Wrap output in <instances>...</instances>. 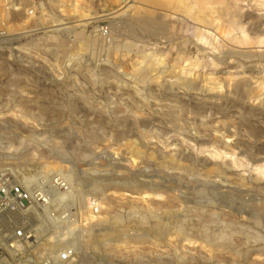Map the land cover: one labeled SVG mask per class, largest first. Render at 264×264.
<instances>
[{
    "label": "rangeland",
    "instance_id": "rangeland-1",
    "mask_svg": "<svg viewBox=\"0 0 264 264\" xmlns=\"http://www.w3.org/2000/svg\"><path fill=\"white\" fill-rule=\"evenodd\" d=\"M44 5V52L0 50V171L97 199L90 264H264V0Z\"/></svg>",
    "mask_w": 264,
    "mask_h": 264
},
{
    "label": "built area",
    "instance_id": "built-area-1",
    "mask_svg": "<svg viewBox=\"0 0 264 264\" xmlns=\"http://www.w3.org/2000/svg\"><path fill=\"white\" fill-rule=\"evenodd\" d=\"M45 1L0 0V50L34 53L35 36L45 32L36 22ZM98 31L107 34L104 26ZM65 175L62 167L24 176L0 171V264H79L81 229H96L99 206L95 197H80Z\"/></svg>",
    "mask_w": 264,
    "mask_h": 264
},
{
    "label": "bare ground",
    "instance_id": "bare-ground-1",
    "mask_svg": "<svg viewBox=\"0 0 264 264\" xmlns=\"http://www.w3.org/2000/svg\"><path fill=\"white\" fill-rule=\"evenodd\" d=\"M134 1V0H133ZM50 17H53V15L51 14L50 15ZM146 21V20H145ZM67 22H61V23H58V24H54L53 26H58V25H63V24H66ZM150 23V22H149ZM148 22H146V23H143V26L144 27H146L147 29H149V30H153V26L151 25V24H149ZM71 26H62V27H59V28H56V29H52V30H50V31H53V32H58V31H63V30H67V29H69ZM48 37V39H51L52 40V38L54 37L53 35H48L47 36ZM54 39V38H53ZM38 45V43H35L34 44V46H37ZM53 145H54V147L53 148H51V149H48V151H49V153H52V154H54V155H56V157L58 158V157H62V156H64V154L59 150V145L57 144V143H52ZM27 146H29V145H27ZM27 146H26V148H27ZM26 151H27V149H26ZM25 151V152H26ZM24 152V153H25ZM28 152H29V150H28ZM35 153V152H34ZM26 154V153H25ZM29 155V154H28ZM30 155H31V153H30ZM29 155V156H30ZM29 156H27V157H29ZM33 155H31V157H32ZM42 156V155H41ZM22 158H24V156L22 157ZM39 158H40V156H39ZM38 158V159H39ZM32 160V159H31ZM34 160V159H33ZM38 161H40V160H38ZM42 161V160H41ZM61 161H64V159L63 158H61ZM31 162H33V161H31ZM37 163V162H36ZM39 163V162H38ZM40 164V163H39ZM39 164H37V165H39ZM38 168H40L39 170H37V171H39V172H46V169H44V164H40L39 166H37ZM36 167V168H37ZM37 168V169H38ZM1 169V168H0ZM8 169V168H7ZM1 170H3V169H1ZM15 170V169H14ZM14 170H12V169H10V171L12 172V173H21V171H14ZM23 176H24V173L22 172L21 173ZM29 174V173H28ZM26 175V174H25ZM33 176L34 175H28V176H24L25 178H27V180H33ZM208 183V182H207ZM216 183V182H215ZM210 184V183H209ZM212 185H213V182L211 183ZM222 184V183H221ZM221 184H218V185H216V184H214V185H216V186H214L217 190H219L220 192H224V190L226 191L227 190V192L229 191V190H232V192H233V190H234V187H232V186H222ZM211 185V186H212ZM201 186H206V185H204V184H202ZM210 186V185H209ZM210 186V187H211ZM212 186V187H213ZM207 187V186H206ZM199 188V187H198ZM236 188V187H235ZM196 192V191H195ZM218 192V191H217ZM226 192V193H227ZM235 192V191H234ZM83 193H84V191H83ZM149 212V211H148ZM151 214V213H150ZM153 217V216H152ZM140 219V218H139ZM182 222V221H181ZM117 224V223H116ZM117 226V225H116ZM158 226V225H157ZM173 226V225H172ZM112 227V226H111ZM203 228V227H202ZM200 230H201V228H199ZM198 229V230H199ZM163 230V229H162ZM176 230H177V232L179 231L180 232V228L177 226V228H176ZM112 231V230H111ZM111 231H109V232H111ZM184 231V230H183ZM88 233V234H87ZM91 233H93V230L92 229H89V230H84V229H81V232H80V236H79V246H78V250L80 249V246H81V243H83V241H84V238H85V236H86V234H87V236L89 235V234H91ZM112 233V232H111ZM115 233V232H114ZM184 234V233H183ZM126 235V234H125ZM86 236V237H87ZM102 236H105L104 234L102 235ZM182 236V235H181ZM181 238V237H180ZM88 239H90V236H89V238ZM184 239H186L187 240V242H189L190 244L191 243H193V242H191V240H190V238L188 237H186V238H184ZM104 240H110L111 241V238L110 239H103V241ZM115 240V239H114ZM213 240V239H212ZM226 240V239H225ZM118 241V240H117ZM182 241V240H181ZM188 243V244H189ZM105 244H107V243H105ZM230 245V244H229ZM11 264V263H10ZM15 264H19V263H15ZM79 264H90L89 262H86V261H83V259H80L79 260Z\"/></svg>",
    "mask_w": 264,
    "mask_h": 264
}]
</instances>
